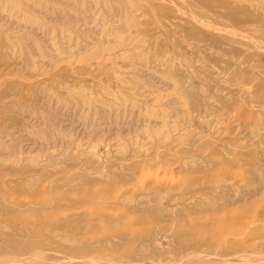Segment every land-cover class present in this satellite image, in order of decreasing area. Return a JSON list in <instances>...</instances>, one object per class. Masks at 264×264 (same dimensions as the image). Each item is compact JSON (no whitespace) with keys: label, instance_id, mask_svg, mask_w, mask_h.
I'll return each instance as SVG.
<instances>
[{"label":"rangeland","instance_id":"374dc122","mask_svg":"<svg viewBox=\"0 0 264 264\" xmlns=\"http://www.w3.org/2000/svg\"><path fill=\"white\" fill-rule=\"evenodd\" d=\"M183 263L264 264V0H0V264Z\"/></svg>","mask_w":264,"mask_h":264},{"label":"bare ground","instance_id":"6f19581e","mask_svg":"<svg viewBox=\"0 0 264 264\" xmlns=\"http://www.w3.org/2000/svg\"><path fill=\"white\" fill-rule=\"evenodd\" d=\"M168 3H169V1H168ZM93 5H94V4H93ZM124 24H125V23H124ZM209 26H210V25H209ZM207 28H208V27H207ZM225 30H226V28H225ZM225 30H224V31H225ZM127 31H128V30H127ZM230 31H231V30H230ZM232 31H233V30H232ZM232 34H233V32H232ZM238 34H239V33H238ZM238 34H237V35H238ZM241 35H242V34H241ZM243 35H244V34H243ZM238 36H239V35H238ZM232 37H233V36H232ZM239 37H240V36H239ZM241 38H242V36H241ZM245 40H246V39H245ZM258 46H259V45H258ZM174 84H175V83H174ZM198 119H199V118H198ZM255 258H256V257H255ZM232 259H233V258H232ZM71 261H72V260H71ZM193 261H194V260H193ZM68 262H69V261H68ZM90 262H91V261H90ZM229 263H230V262H229ZM241 263H242V262H241ZM183 264H184V263H183Z\"/></svg>","mask_w":264,"mask_h":264}]
</instances>
